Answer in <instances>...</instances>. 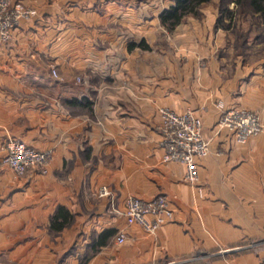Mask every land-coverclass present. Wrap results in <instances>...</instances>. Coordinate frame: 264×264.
<instances>
[{
	"label": "crops",
	"instance_id": "1",
	"mask_svg": "<svg viewBox=\"0 0 264 264\" xmlns=\"http://www.w3.org/2000/svg\"><path fill=\"white\" fill-rule=\"evenodd\" d=\"M14 1L37 15L0 40V249L16 241L9 254L21 264H264V130L241 144L217 127L220 101L258 112L264 126L261 13L241 10L250 24L239 48L233 31L206 30L219 9L205 30L183 21L175 31L187 35L172 41L160 20L167 7ZM161 107L203 118L211 152L195 184L182 163L163 160ZM10 138L52 150L47 170L16 176L3 165ZM158 194L174 219L155 235L128 225L126 199ZM60 205L73 221L56 230ZM120 229L124 244L114 243Z\"/></svg>",
	"mask_w": 264,
	"mask_h": 264
},
{
	"label": "built area",
	"instance_id": "2",
	"mask_svg": "<svg viewBox=\"0 0 264 264\" xmlns=\"http://www.w3.org/2000/svg\"><path fill=\"white\" fill-rule=\"evenodd\" d=\"M37 15V9L22 1L0 0V40L9 41L21 22ZM52 75L58 78L57 69ZM221 116L217 122L219 131L226 129L236 142L245 144L264 130L261 115L241 106L227 107L223 101L217 103ZM161 117V146L165 162H179L185 166V180L195 184L199 180V160L211 152V139L204 134L203 118L192 109L178 112L169 107L159 109ZM52 159V150L37 149L23 140L10 138L7 142V154L2 163L8 165L16 176H24L38 169L45 172ZM103 187L100 195H109ZM123 215L128 225H140L148 234L155 235L160 228L171 222L174 209L166 194H158L144 199L129 196L126 199ZM127 240V232L120 229L115 236L116 244Z\"/></svg>",
	"mask_w": 264,
	"mask_h": 264
},
{
	"label": "rangeland",
	"instance_id": "3",
	"mask_svg": "<svg viewBox=\"0 0 264 264\" xmlns=\"http://www.w3.org/2000/svg\"><path fill=\"white\" fill-rule=\"evenodd\" d=\"M175 0H136V6L141 8V7H149L151 9L157 10L162 7H169L171 4H174ZM122 5H125V2L123 1ZM252 7L250 4V0H210L207 2H204L200 5V11L199 14H190L184 18L183 21L186 22V28L188 30H194L195 28L200 29V23H202V26L205 30V21L211 17L210 12L214 9H219V14H218V24L214 27H208L206 26L207 31H215L218 28L222 30H228V31H233L234 32V37L238 36L239 43L238 47L241 48L242 45V39L241 35L244 32L245 28L247 27L248 23L245 19V16L242 15L241 10L244 8H249ZM153 11H150L146 17L152 18L155 17L156 15L152 13ZM231 12L236 13L235 15L231 16ZM232 17V19H230ZM195 20V21H194ZM183 23V22H182ZM196 23L198 24L197 26ZM216 24V23H215ZM257 24L258 23H254ZM259 25V24H258ZM255 27V28H256ZM181 29L185 28V26H181ZM186 28L184 31H181V35H179V32L177 30L175 31H170L169 38L172 39H177L179 36L183 37L188 33L186 31ZM258 28V27H257ZM203 30V29H202ZM170 40V41H171ZM173 41V40H172ZM52 68H54V65H50V69L52 72ZM2 163V162H1ZM4 165V163H2ZM52 242H57V239L55 238V235L53 238H51ZM115 243V240H114ZM124 244V243H123ZM14 247H16V241L14 245H11V248H5V249H0L4 250L3 252L0 251V264H21L15 256H11V250H14ZM78 247H82V242L80 244L74 243L73 250H77ZM90 250V249H86ZM10 253V254H9Z\"/></svg>",
	"mask_w": 264,
	"mask_h": 264
},
{
	"label": "trees",
	"instance_id": "4",
	"mask_svg": "<svg viewBox=\"0 0 264 264\" xmlns=\"http://www.w3.org/2000/svg\"><path fill=\"white\" fill-rule=\"evenodd\" d=\"M207 1L210 0H175L174 4H171L161 12V23L169 31H174L176 27L183 22L186 16L190 14H199L200 5ZM250 4L264 17V0H250ZM72 221L73 215L65 206L60 205L52 217L51 228L61 230L67 225V223H71ZM98 242L103 243L104 240L99 239L97 243Z\"/></svg>",
	"mask_w": 264,
	"mask_h": 264
}]
</instances>
